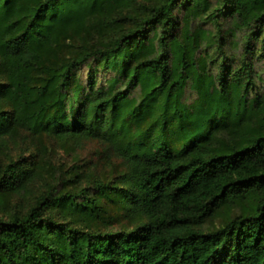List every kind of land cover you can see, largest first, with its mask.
Listing matches in <instances>:
<instances>
[{"label":"trees","instance_id":"1","mask_svg":"<svg viewBox=\"0 0 264 264\" xmlns=\"http://www.w3.org/2000/svg\"><path fill=\"white\" fill-rule=\"evenodd\" d=\"M138 1L146 9L135 11ZM194 13L212 27L187 25ZM113 17L125 25L110 44L47 62L89 21ZM0 65V145L21 131L100 138L125 168L115 183L43 190L0 217V264H264V0H0ZM83 65L85 82L72 81ZM153 104L162 117L152 126L163 125L155 137L137 129ZM167 116L185 124L177 145ZM131 129L149 141H122ZM37 169L0 163V206ZM107 202L116 227L69 217L103 222Z\"/></svg>","mask_w":264,"mask_h":264},{"label":"rangeland","instance_id":"2","mask_svg":"<svg viewBox=\"0 0 264 264\" xmlns=\"http://www.w3.org/2000/svg\"><path fill=\"white\" fill-rule=\"evenodd\" d=\"M148 3L138 1V5L134 7L135 11L146 9ZM204 18L198 14H189L186 19V24H190L191 28L209 29L212 26L203 21ZM123 21L116 22L114 17L108 19H94L89 21L85 31L79 34H72L68 39L61 42L49 54L47 62L57 66L63 62L78 57L82 53L93 50L98 47H103L110 44L123 27ZM2 65H0V71ZM88 67L83 65L80 72L73 75L72 81L81 79L85 82L87 77ZM1 77V74H0ZM133 95L137 101H141L145 94L140 92L138 88L133 89ZM189 103L194 102L195 95L186 90L185 100ZM162 117V111L156 104H153L150 110L145 115L144 121L137 127L138 130L148 131L151 137H155L162 129L161 121L152 126V123ZM185 124L179 118L166 117L164 131L167 134L168 142L171 145L179 144L180 128ZM144 138V137H143ZM122 141L148 142L149 140L137 138V134L133 129L128 135H121ZM106 142L100 138L89 137L79 142H62L55 138L47 136L43 132L21 131L20 134L11 141L0 145V163L2 165L11 160L20 159V163L26 166L32 162L37 163V179L31 183L25 192L20 195L8 197L4 206H0V217L4 218L10 211H24L28 204L33 201V198L40 194L43 190H56L58 194L69 193L73 194L82 187L89 186L88 191H92V184L96 180H101L105 183L116 182L117 175L125 171L120 160L113 157L112 153L106 151ZM116 205L105 203L103 211L100 215L104 221L95 223L91 220H85L72 215L76 224L81 227H89L93 230L105 228L107 226L116 227L118 223L109 222L108 215L114 216ZM237 209L230 211H222L215 217L211 218L203 225V230H213L222 226L229 217L237 214ZM55 220H59L57 216Z\"/></svg>","mask_w":264,"mask_h":264}]
</instances>
